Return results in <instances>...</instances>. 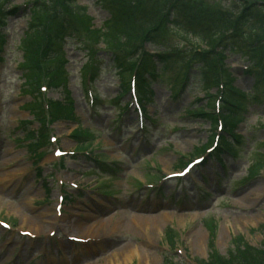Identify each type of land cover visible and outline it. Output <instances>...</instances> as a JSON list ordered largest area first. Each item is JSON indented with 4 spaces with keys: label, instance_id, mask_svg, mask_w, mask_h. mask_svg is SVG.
<instances>
[{
    "label": "rangeland",
    "instance_id": "obj_1",
    "mask_svg": "<svg viewBox=\"0 0 264 264\" xmlns=\"http://www.w3.org/2000/svg\"><path fill=\"white\" fill-rule=\"evenodd\" d=\"M199 1L210 8L233 10L223 0ZM25 2L30 1H5V10L13 5L23 8L0 27L4 35L0 38L4 49L0 61V221L7 227L0 223V264H112L107 259L128 244L144 247L150 258L148 262L120 260V264H205L213 253L229 256L239 238L252 247L264 246V167L257 166L264 163V103L247 105L243 120L236 125V139L218 129L232 138L236 153L235 157L224 154L221 167L210 153H203L215 140V126L185 110L213 102L198 87L188 85L174 97L173 76L166 73L153 84L155 93L147 102L146 113L154 122L143 118L142 123L133 91L122 94L127 85L121 86L120 77L126 81L132 77L115 66L104 50L109 47L97 42L93 28L88 33L81 25L78 39H86L91 55L98 58L99 72L94 78L97 62L84 66L87 55L74 38L64 45L63 60L43 59L44 53L36 59V51L20 46L30 22V5ZM75 5L88 7L95 27L106 20L109 28L116 26L117 33L126 36L128 44H140L134 23L128 30L108 20L110 14L100 1L76 0ZM188 29L181 26L176 32L162 33L165 47L192 46L196 40ZM155 48L145 44L147 51ZM227 62L234 85L250 90L254 77L245 72L247 62L242 55L233 54ZM34 82L36 86H30ZM48 100L69 107L65 114L73 109L76 121L58 118L54 103L55 116H49L43 109ZM128 102L130 109L121 117L119 111ZM34 117L48 126L40 127ZM34 130L46 132L51 144L41 149L33 146L28 136ZM55 149L64 155L56 157ZM200 156L203 161L191 169L184 183L170 177ZM17 209L36 219L42 216L44 227L36 232L23 226ZM55 216L59 220L52 226ZM101 222L105 225L99 237H83L80 224L98 228ZM169 234L175 245L170 244Z\"/></svg>",
    "mask_w": 264,
    "mask_h": 264
},
{
    "label": "trees",
    "instance_id": "obj_2",
    "mask_svg": "<svg viewBox=\"0 0 264 264\" xmlns=\"http://www.w3.org/2000/svg\"><path fill=\"white\" fill-rule=\"evenodd\" d=\"M4 1L0 0V15L5 13ZM100 1L107 4L115 24L129 30L134 23L135 38H140V44L137 42L128 44L126 36L117 33L115 25V29H111L109 33L102 28L92 31L97 36V42H104L114 51L113 60L118 68L126 71L129 65L132 69L137 65L135 68L137 72L135 69L133 72L137 76L143 106L146 104L145 100L150 99L153 94L151 89L153 81L158 80L168 70L176 69L179 89L194 85L207 99L220 95L225 131L233 138L238 137L235 134L236 125L247 112L249 101L264 103V95L259 94V91L264 93V0H223L232 4V11L210 8L199 0ZM32 2L34 3L30 7L31 28L23 38L22 45L25 50L29 49L32 53L36 51L34 55L36 59L41 53H44L43 59H51L53 56L51 51H54L56 46L61 47L67 38L80 34L83 28L88 33L93 28L92 17L87 14V8L75 5L76 0ZM19 8L16 7L8 13L14 14ZM183 20H186L184 23L198 37V43L194 46L167 52L157 49V54L139 50L145 43L160 48L163 41L162 33L174 32ZM132 49L134 53H131ZM1 50L0 46V53ZM142 52L144 54L139 62V53ZM233 54L246 56V60L249 61V69L246 72L255 77L251 92L246 93L233 84V72L227 63L228 57ZM61 56V52L56 51L53 57ZM214 88L217 89L215 95L211 94ZM64 106L62 102L54 104L55 114L61 115L56 116L75 119L74 110H69V113L65 114V109L69 107ZM216 110L213 101L208 107H190L187 112L216 123L218 118ZM38 136L32 133V140H36L35 144L40 141ZM222 139L225 142L219 150L233 152V141L225 136H222ZM214 156L221 158L220 154ZM257 166L264 167V163ZM169 238L174 245L171 234ZM234 248L229 256L218 254L215 256L216 253H213L211 256L213 258L205 264H264V247L249 246L239 238Z\"/></svg>",
    "mask_w": 264,
    "mask_h": 264
},
{
    "label": "bare ground",
    "instance_id": "obj_3",
    "mask_svg": "<svg viewBox=\"0 0 264 264\" xmlns=\"http://www.w3.org/2000/svg\"><path fill=\"white\" fill-rule=\"evenodd\" d=\"M29 197L30 195L27 196V198ZM17 211L20 212L19 209H17ZM21 215H22L23 226H29V228L36 230V232H38L39 229L44 227L41 220L42 216L38 215L37 217L40 219H36L34 217H29L24 213H21ZM164 217L168 219L166 213L164 214ZM55 219L58 220V217L57 216L54 217L53 222L50 223L52 226H55L54 224ZM104 225H105L104 222H101L100 224L97 225L98 228H95L94 225H82V224H80L79 227L82 229V232L85 234L84 236L85 238H96L99 237L98 231L100 229H103ZM156 229L158 231L161 230L159 224H157ZM134 258H139V260L148 262V259L150 257H149V253L145 250L144 247H138L137 245L135 246L134 244H128L127 246L113 252V254L107 260L112 264H120V260L123 261L124 263H127L129 260H132Z\"/></svg>",
    "mask_w": 264,
    "mask_h": 264
}]
</instances>
